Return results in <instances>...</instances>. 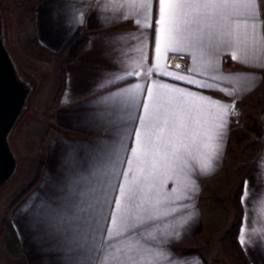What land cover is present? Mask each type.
Returning <instances> with one entry per match:
<instances>
[{"label": "snow or ice", "instance_id": "snow-or-ice-1", "mask_svg": "<svg viewBox=\"0 0 264 264\" xmlns=\"http://www.w3.org/2000/svg\"><path fill=\"white\" fill-rule=\"evenodd\" d=\"M88 2L70 0L64 5L72 31L85 23ZM96 5L98 13L115 8L112 17L98 15L101 21L135 25V32L115 39L136 42L138 63L132 68L122 63L119 72L110 70L98 81L94 91L116 88L98 97L96 110L90 114L105 135L80 146L83 156L69 152L61 203L54 208L42 202L45 211L38 212L37 223L50 229L49 235L70 253L65 257L67 264H200L198 257L180 258L167 247L181 235L177 230L181 225L167 217L188 207L178 205V200H191L198 193L193 178L197 173L206 176L216 170L229 117L239 115L235 102L156 81L147 89L146 80L116 86L140 74L137 68L144 65L145 48L154 31L155 63L145 76L161 69L159 61L167 53H187L196 66L186 71L206 75L207 80L167 70L160 74L229 97L252 91L259 74L225 75L221 57L229 54L232 61L264 69V0H96ZM165 173L178 181L169 193L163 191L160 180ZM253 191L244 180L242 207ZM30 207L26 204L22 210L27 212ZM248 219L245 210L238 235L245 252L252 246L251 229L243 222Z\"/></svg>", "mask_w": 264, "mask_h": 264}, {"label": "crops", "instance_id": "crops-1", "mask_svg": "<svg viewBox=\"0 0 264 264\" xmlns=\"http://www.w3.org/2000/svg\"><path fill=\"white\" fill-rule=\"evenodd\" d=\"M33 1L36 39L44 49L52 54H59L65 51L68 43L76 37L77 40L83 39L84 44L75 57H71L67 51L66 56L60 60V87L52 112L53 130L44 145L41 176L38 184L22 198L9 215L10 245L23 256V264H67L65 257L70 253L63 250L58 238L49 235L50 229L37 223L38 212L45 211L42 202L43 205L51 203L54 208L60 205L61 197L64 195L61 188L65 187L64 176L68 169L69 152L75 150L78 156H83L80 146L92 144L105 135L102 130L97 129L90 114L96 110L97 98L106 95L107 92L116 91V88L94 91L98 81L107 76L110 70L119 72L122 63L129 68L134 67L138 63L140 54L135 51V41L115 39L117 35L136 31L131 21L109 23L98 18V15L112 17L116 14L114 7L106 13H98L96 0H89L85 23L72 31V26L67 23L69 9L64 7L70 0ZM261 8L264 11V5ZM152 18L154 23L155 5L152 8ZM154 37L155 32L152 31V39L145 48L144 65L137 68L140 74L127 82L117 84V88L146 80L144 87L147 89L152 86L153 81H156L192 93L211 96L225 103L235 102V106L240 100L249 98L264 88V69L246 67L232 61L229 54L221 57V71L225 75L257 72L261 77L256 87L241 97H229L222 91L198 88L160 74L161 71L167 70L197 80H207L206 75L186 71L187 68L196 66L195 61L187 53H167L166 57H162L159 61L161 69L145 76V71L152 68L155 63ZM177 64L180 65L179 68L176 67ZM232 118L233 116L229 117L223 155L216 170L206 176L197 173L193 178L199 185L198 193L191 200H178V205L185 204L188 207L181 208L175 216L167 217L168 221L181 225L177 229L181 233L180 237L167 245L177 257L188 259L198 257L200 264H211L208 251L212 233L216 232L215 224L221 229L222 221L225 223L226 220L223 217L227 212L225 191L228 183V165L231 162L230 159V162L228 161V156L232 137ZM256 125L259 131V150L246 163L240 184L243 187V181L247 179L250 187L254 189L253 196L244 207L239 204L237 218L240 231L242 218L247 210L249 219L243 222L251 229L252 246L247 252L242 251L248 264H264V240H261V236H264V166L261 165V158L264 157V111L258 115ZM167 175L165 173L160 176L165 193H169L178 183L174 179L167 178ZM26 204L31 205L27 212L22 210ZM176 217L183 219L177 220Z\"/></svg>", "mask_w": 264, "mask_h": 264}, {"label": "rangeland", "instance_id": "rangeland-1", "mask_svg": "<svg viewBox=\"0 0 264 264\" xmlns=\"http://www.w3.org/2000/svg\"><path fill=\"white\" fill-rule=\"evenodd\" d=\"M0 44L12 68L24 100L7 142L15 170L0 188V264H23L20 252L11 248L8 223L10 208L33 184L44 158V145L53 130L52 112L60 87L61 61L37 45L35 2L0 0ZM229 147L225 223L215 224L209 254L211 264H245L232 243L237 228L239 204L236 194L248 160L259 150L257 118L264 111V88L235 106ZM214 203V201H213ZM215 221V220H214ZM216 223V221H215Z\"/></svg>", "mask_w": 264, "mask_h": 264}, {"label": "water", "instance_id": "water-1", "mask_svg": "<svg viewBox=\"0 0 264 264\" xmlns=\"http://www.w3.org/2000/svg\"><path fill=\"white\" fill-rule=\"evenodd\" d=\"M23 100V90L15 82L12 68L0 44V188L15 170L16 163L7 135L15 124Z\"/></svg>", "mask_w": 264, "mask_h": 264}, {"label": "trees", "instance_id": "trees-1", "mask_svg": "<svg viewBox=\"0 0 264 264\" xmlns=\"http://www.w3.org/2000/svg\"><path fill=\"white\" fill-rule=\"evenodd\" d=\"M84 44V40L83 39H79L77 40V37L72 39L67 47H66V50L59 53V54H52L50 53L49 51H47L46 49H44L37 41V45L39 46V48L45 52H47L49 55L57 58V59H63L65 56H66V52L68 51V53L70 54L71 57H75L78 52L80 51L81 47L83 46ZM41 171H42V167L40 165L39 167V170L37 172V177L35 179V181L33 182V184L16 200V202L11 206L10 208V213L11 211L13 210V208L22 200V198H24L39 182V179H40V176H41ZM241 192H242V186L239 187L238 191H237V194H236V200L238 202H240V196H241ZM9 225V229H10V222L8 223ZM238 233H239V225L237 226L235 232H234V235L233 237L231 238L232 240V243L234 245V247L238 250L240 256L242 259H244L245 261V264H248V262L246 261L245 259V256L243 254V251L241 249V246L240 244L238 243Z\"/></svg>", "mask_w": 264, "mask_h": 264}]
</instances>
